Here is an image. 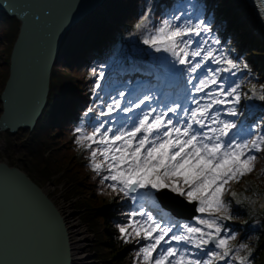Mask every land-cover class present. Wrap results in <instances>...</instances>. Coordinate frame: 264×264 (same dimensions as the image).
Segmentation results:
<instances>
[{
    "label": "snow or ice",
    "instance_id": "obj_1",
    "mask_svg": "<svg viewBox=\"0 0 264 264\" xmlns=\"http://www.w3.org/2000/svg\"><path fill=\"white\" fill-rule=\"evenodd\" d=\"M153 17L149 6L129 36L139 33L141 44L166 54L182 97L131 88L101 97V70L74 143L87 153L102 191L127 206L116 228L124 244L139 246L134 264H250L253 250L235 243L229 222L236 218L231 201L239 203L233 187L264 156V115L250 120L255 105L248 103L264 102V84L253 83L259 78L225 38L224 25L200 3L182 0L158 23ZM259 19L264 23V5ZM161 202L187 218L159 212Z\"/></svg>",
    "mask_w": 264,
    "mask_h": 264
},
{
    "label": "water",
    "instance_id": "obj_2",
    "mask_svg": "<svg viewBox=\"0 0 264 264\" xmlns=\"http://www.w3.org/2000/svg\"><path fill=\"white\" fill-rule=\"evenodd\" d=\"M103 1L0 0L20 21L3 93L8 120L33 127L47 101L62 39ZM71 249L66 222L45 190L23 171L0 162V259L8 264H72Z\"/></svg>",
    "mask_w": 264,
    "mask_h": 264
},
{
    "label": "trees",
    "instance_id": "obj_3",
    "mask_svg": "<svg viewBox=\"0 0 264 264\" xmlns=\"http://www.w3.org/2000/svg\"><path fill=\"white\" fill-rule=\"evenodd\" d=\"M127 0H107L106 13H98L93 16L91 21H85L80 28L88 30H95L94 20L98 22L107 18H118L125 9ZM219 7L227 9L224 14L225 21L228 23L227 27L230 29V34L236 36L240 40V48L255 51L258 56H264V44L256 39L252 42L245 43L242 40V35L249 32L247 25H240V27H230L231 21L236 18L229 9L234 8L232 0L220 1ZM5 25H11L13 29H3ZM18 23L10 20L4 14H0V46L2 44L6 47V52L10 51L17 34ZM79 28V29H80ZM75 34H69L66 41H64V49L62 54L68 55L67 52L71 51L69 44L72 43ZM2 54L0 52V59ZM260 60L261 73H264V66ZM62 69L54 68L51 76L50 100L47 108L44 110L41 118L38 120L34 130L28 135V132H21L15 139L22 137L24 149L26 154L24 156L23 164L28 176L40 187H46L48 183L58 186L63 181L67 183L64 185L65 190L61 193L60 197L66 203H71L74 200V208L79 211V219L83 224L87 225L91 230L94 237L93 246L90 251L95 253L96 258L101 264H130L131 259L125 256L123 259L112 260V255L120 250L118 240L119 236L116 225L119 224V214L108 213L109 215L102 214L96 208L102 204L110 195L102 191L99 186V178H94V174L88 169L86 165H79L76 163V158H73L74 150L66 148L67 142L65 139L66 131L57 127L67 122V118L59 121L58 112L66 107L67 101L73 99L74 94H80L86 87L85 78L71 74L74 71L69 59H62L60 61ZM7 68L0 63V93L4 86V80L7 78ZM64 102V103H63ZM55 138H49V135L56 132ZM27 135V138H26ZM43 140L50 142L49 146L52 147V152L48 157L44 156ZM70 144V142H69ZM11 145V144H10ZM11 158V157H10ZM73 158V159H72ZM11 160H13L11 158ZM10 165L13 164L9 161ZM58 172L63 173V177L56 178ZM60 192L54 190L50 197L54 198ZM119 209L116 208V211ZM124 213V212H122ZM263 245V243H261ZM264 249V247H263ZM132 254L128 253L130 256Z\"/></svg>",
    "mask_w": 264,
    "mask_h": 264
},
{
    "label": "bare ground",
    "instance_id": "obj_4",
    "mask_svg": "<svg viewBox=\"0 0 264 264\" xmlns=\"http://www.w3.org/2000/svg\"><path fill=\"white\" fill-rule=\"evenodd\" d=\"M251 23L257 25L254 19H252ZM60 212L66 222V227L69 232L72 259L75 257L79 263L83 264L85 262V258L87 257L84 252L86 250L87 243L90 241V236L78 221L73 220L71 216L72 213L69 208H65V210L60 209Z\"/></svg>",
    "mask_w": 264,
    "mask_h": 264
},
{
    "label": "rangeland",
    "instance_id": "obj_5",
    "mask_svg": "<svg viewBox=\"0 0 264 264\" xmlns=\"http://www.w3.org/2000/svg\"><path fill=\"white\" fill-rule=\"evenodd\" d=\"M81 73V72H78V74ZM5 134H0V158H4V156H13L15 160H21V155L23 154L24 152V149L22 147V145L20 144V142H16L14 143V146L11 150H9L8 152L5 153V141H4V137H5ZM6 161V160H5ZM17 166L20 167V168H23V165L20 161H17ZM64 183H66V181H63L59 186V189L60 190H63L64 189ZM46 189V192L47 193H52V190L49 189L48 187L45 188ZM54 199H56V205L58 206V208L62 209V210H65V208H69V210L71 211L72 213V218L73 220L75 221H78L80 222L76 216L79 214L78 211H75L74 208H73V205L71 204H67V203H64L61 199H58V196H56ZM81 224V222H80ZM82 225V224H81ZM83 228H85L86 232L88 233V235L90 236V241L87 243V246H86V249L90 248L89 246L92 244V240H93V236L91 234V231L89 230V228L87 226H83ZM95 264H101L99 262H96L94 261Z\"/></svg>",
    "mask_w": 264,
    "mask_h": 264
}]
</instances>
